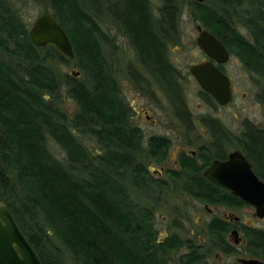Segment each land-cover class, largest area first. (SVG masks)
<instances>
[{
  "label": "trees",
  "instance_id": "1",
  "mask_svg": "<svg viewBox=\"0 0 264 264\" xmlns=\"http://www.w3.org/2000/svg\"><path fill=\"white\" fill-rule=\"evenodd\" d=\"M47 1L72 39L83 76L61 74L54 61L70 60L53 46H36L16 1L0 0V201L44 264H169L176 240H159L149 191L163 188L147 168L167 142L153 136L145 145L131 122L92 0ZM126 2L119 13L109 5L116 23L144 67L177 97L178 72L165 55L178 39L179 0H161L156 13L151 0ZM191 16L264 79V0H193ZM65 97L77 104L72 117ZM258 99L264 104V85ZM246 126L237 145L264 180V129ZM87 138L100 149L92 152ZM186 181L181 190L206 203L246 204L200 173ZM245 231L264 258V231H254L255 242Z\"/></svg>",
  "mask_w": 264,
  "mask_h": 264
},
{
  "label": "rangeland",
  "instance_id": "2",
  "mask_svg": "<svg viewBox=\"0 0 264 264\" xmlns=\"http://www.w3.org/2000/svg\"><path fill=\"white\" fill-rule=\"evenodd\" d=\"M15 1L16 7L20 10L29 28L43 12L52 15L54 12L47 0ZM151 1L152 8L156 13L162 2L161 0ZM179 3L182 7V16L178 39L169 42L166 58L174 65L179 74L186 103L185 107L182 108L190 113L188 116V123L190 122L189 132L182 125L184 121L177 114L178 108L156 83L152 84L151 91L147 94L135 82V77L138 74H142V76L149 79L150 75L141 65L140 58L110 11L111 7L116 9L118 13L122 9H126V0H92L96 20L107 35L106 52L109 55L110 62L116 69L124 98L132 109V123L134 125L137 123L145 131L146 134L144 133L143 137L145 145L148 142L147 137L151 134L166 135L170 139L169 145L163 147L156 158L149 159L148 171L156 180V177L171 179L173 176L168 171L175 168V160L181 158L185 152L190 153L193 150H199L198 146L201 144L207 146L212 144V138L204 135L205 130L200 125L201 118L221 119L230 128L231 133L236 135H241L246 130V124H249V122L264 126V106L258 99V93L264 85V80L262 79L261 84L257 86L251 78L253 76L252 71L247 66L239 64L237 55L233 54L229 63L225 66V70L233 78L234 86L238 89L233 101L228 106L221 107L216 101L201 93V87L191 74L190 67L192 64L200 62L204 57L202 49L197 44V37L199 35L198 26L204 28L205 26L191 16L193 0H179ZM240 29L244 35L249 36L246 28L241 27ZM54 65L63 75L83 76L77 60H56ZM76 72L79 74H76ZM63 107L71 117L77 110L76 102L69 97L64 98ZM142 108L147 109L151 119H146V114ZM234 140L226 142L227 152L240 148L237 145L238 140L236 138ZM84 142L92 152L100 149L99 143L93 139L87 138ZM50 146L57 157L60 159L65 158V153L58 144L52 141ZM181 151L185 152L180 156ZM161 161H165L162 164L168 169L163 171V174L156 172V170H161ZM172 181H169L174 186L172 188H163L161 192L149 191V196L152 199L151 204L153 203L156 206L155 222L160 241L172 236L176 242L181 241L182 245H185L190 240L204 247L203 250L208 253V261L212 264H238L236 257L247 254V249H243L241 253H234L233 256L220 252L218 251L219 248L213 247L211 241L214 238L217 239V237L221 238V231L215 229L213 234L209 232L205 235L201 232L204 221L211 220L214 216L210 215L209 209L215 210L214 214L216 213L224 220L227 219L223 217V213L226 212L228 215L240 217L241 221L246 223H252L253 220V226L260 228H264V218H257L254 215V208L246 204L234 206L223 204L217 209L215 204L206 203L183 192L179 188V184ZM178 182H181V180ZM201 220L204 221L201 223ZM202 234L204 238H200ZM227 239L234 244L233 237H229V234ZM185 252L186 249L183 246L174 247L168 255L169 264H183L184 257L182 255ZM217 253L220 254L217 255Z\"/></svg>",
  "mask_w": 264,
  "mask_h": 264
},
{
  "label": "water",
  "instance_id": "3",
  "mask_svg": "<svg viewBox=\"0 0 264 264\" xmlns=\"http://www.w3.org/2000/svg\"><path fill=\"white\" fill-rule=\"evenodd\" d=\"M198 30L199 47L214 61H228L230 53L222 42L209 30L202 29V26H198ZM30 36L38 47L53 46L68 60L75 58L70 35L48 12H43L36 18L30 28ZM190 71L199 85L221 104H228L232 100L229 77L212 61L193 64ZM205 176L253 206L256 215L264 217V180L241 151L232 152L226 160H215L205 171ZM240 261L243 264H264V261L255 258H243ZM0 264H44L5 204H0Z\"/></svg>",
  "mask_w": 264,
  "mask_h": 264
},
{
  "label": "flooded vegetation",
  "instance_id": "4",
  "mask_svg": "<svg viewBox=\"0 0 264 264\" xmlns=\"http://www.w3.org/2000/svg\"><path fill=\"white\" fill-rule=\"evenodd\" d=\"M202 29H207V28L206 27L205 28L202 27ZM127 39L129 40L128 37H127ZM129 42H130V40H129ZM220 42H222V41L220 40ZM130 44H131V42H130ZM222 44L228 49V47L223 42H222ZM131 46H132V44H131ZM202 51H203L204 57L198 63H205V62H208V61H212L214 63V65L219 70H221L224 74H226L229 77L230 82H231V89H232L233 97H232V100L228 104L224 105V104H221L212 94H210L209 92H207L206 90H204L200 86L201 87V93H203L204 95H206L207 97H209L213 101H216L217 104L219 106H221V107L228 106L233 101L234 96H235V94L237 93V90H238L234 86V83H233L234 81H233L232 76L225 70V66L229 63V61L231 59V56L233 54L228 49V51L230 53V58H229L228 61L221 63V62H217V61L212 60L210 58V56L203 49H202ZM166 57L167 56L165 55V58ZM238 60H239V64L240 65L246 66L244 64V62L240 58H238ZM169 64L173 65L170 62H169ZM194 64H196V63H194ZM141 65L144 67V65L142 63H141ZM147 73H148V75H150V79L147 78V77L142 76V74H140V75L138 74V76H139L138 77L137 74H136L137 77H135V82L137 83V85L140 87L141 90H143L144 92L149 94L150 91H151L152 84L156 83V85H158V87L161 89V91H163L165 94H167L168 99L169 100L171 99L172 103L178 108L177 114L180 117V119H182V121H184L183 122L184 124H182V125L185 127L186 131L189 132V130H190V128H189L190 122L188 123V120H189L188 116L190 115V113H189V111H186L185 108L184 109L182 108V107H185L186 103H185L184 95H183V92H182L183 89L181 88V85H180L179 74L177 76V80L175 81V84L178 85V89L179 90H178L177 97H174L172 88H170V91H168L167 89L165 90L164 88H162L159 85V83L157 82L156 78H154V76L151 73V71L147 70ZM252 73H253V76L251 77L252 80L255 81L257 86H259L261 84V80L263 78L261 76L257 75L254 72H252ZM254 74H256V75H254ZM259 102L261 104H263L261 101H259ZM263 106H264V104H263ZM142 109H144V108H142ZM143 111L146 114V119H151V115L148 114L147 109H144ZM130 118H131V122H132L133 121V116L131 115ZM200 125L205 130V134L204 135L209 137V138H212V140H213L212 144L208 145V146L201 144V145L198 146L199 150H193L190 153H187L185 151H181L179 153V155L180 154L182 155L183 152H185L184 155H182V156L180 155L181 158L175 160V165H174L175 168H173V169L171 168V170L168 171V172H170L172 174L173 177L171 179H165L166 177H164V179L160 178V177H156L157 180L159 179V181L156 182L158 187H160V188H172L174 186L169 181L173 180L172 182H175V183L179 184V188H184L185 186H188L186 178H188L190 173H200L204 178H207L205 176V171L207 170L208 167H210V165L215 160H226V159H228L229 155L232 152L237 151V150L241 151L244 154V152L241 149H238V148H235L233 151L227 152V148H225L226 142L232 141V139H233V141H235L234 140L235 138L237 140H239L242 134L241 135H236V134L231 133L230 128L221 119H217V118L213 119V118L203 117V118L200 119ZM254 125L256 127H258L259 129H261V130L264 129V126H261L259 124H254ZM136 126L139 128V130L144 135L145 131L143 130V128L140 125H138L137 123H136ZM153 136L154 137H163L166 140L167 145H169V143H170V139L166 135L151 134L147 138L149 139L150 137H153ZM216 147L219 148L217 150L219 156L209 159V154L211 152V149H215ZM149 161L150 160H147V168H148V164L150 163ZM164 162L165 161H161V163H160L161 164L160 165L161 170H156V172H158L159 174H163V171L168 170L165 167V165L162 164ZM207 179L212 184H215L216 187L224 188L223 186L219 185L215 181H212L209 178H207ZM179 180H181V182H178ZM224 189H226V188H224ZM2 203L5 204L4 202L0 201V204H2ZM220 205H223V204H215V207L218 209L220 207ZM246 205H249V204H246ZM249 206H251V205H249ZM251 207H253V206H251ZM254 210H255V208H254ZM209 212H210V215H214V216L211 218V220H207V221L201 220V223L204 221V225L202 226L203 229L201 230V232L204 233V235H205V234H207L209 232L210 233L212 232V234H213L215 229H217L218 231L219 230L221 231V235H220L221 238L217 237V239L214 238V240L211 241L213 247H215V248L217 247V248L220 249L218 251L223 252V253H227V254H231V256H233L234 253H237V252L241 253L243 251V249H245V250L247 249L248 250L247 254L245 253L244 255L242 254V256L236 257V260H237L238 264H243L240 261L243 258H247V259L255 258V259H259L261 261H264L263 257L259 256V254L254 253L255 246H253V244L248 239H246V231H245V229H248V232L250 233L252 241L255 242V238H254L255 232L254 231H256V230L264 231V228L253 226V223H254L253 220H252V223H246V222L241 221L240 217L234 216V215H228L226 212L223 213V217L227 218L226 220H224V219L220 218L219 216H217L216 213L214 214L215 210L209 209ZM254 215L257 218H259V219L264 218V217H259L258 215H256V210H255ZM163 232H164V234H166L165 231H163ZM228 234H229V237H233L234 244H232L230 242V240L227 239V235ZM168 236H169V234H168ZM201 236L202 237H200V238H204L203 234ZM159 240H161V239L159 238ZM161 242H163V241H161ZM178 244H180V246ZM173 246L174 247L183 246L186 249L185 254L182 255V257H184V260H182L183 264H212L210 261H208V253L203 250L204 247H202L200 244H196L193 241L191 242L189 240L187 242V244H185V245H182L181 241H177V242L174 243ZM174 247L172 248V250L174 249ZM219 254L220 253H217V255H219Z\"/></svg>",
  "mask_w": 264,
  "mask_h": 264
},
{
  "label": "bare ground",
  "instance_id": "5",
  "mask_svg": "<svg viewBox=\"0 0 264 264\" xmlns=\"http://www.w3.org/2000/svg\"><path fill=\"white\" fill-rule=\"evenodd\" d=\"M3 204V203H2Z\"/></svg>",
  "mask_w": 264,
  "mask_h": 264
}]
</instances>
